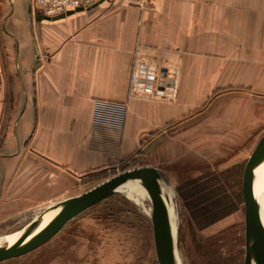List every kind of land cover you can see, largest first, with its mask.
I'll return each mask as SVG.
<instances>
[{
  "label": "crops",
  "instance_id": "1",
  "mask_svg": "<svg viewBox=\"0 0 264 264\" xmlns=\"http://www.w3.org/2000/svg\"><path fill=\"white\" fill-rule=\"evenodd\" d=\"M38 13L31 0H0V208L9 192L48 201L57 178L138 157L180 177L217 140L263 128L264 0Z\"/></svg>",
  "mask_w": 264,
  "mask_h": 264
},
{
  "label": "rangeland",
  "instance_id": "2",
  "mask_svg": "<svg viewBox=\"0 0 264 264\" xmlns=\"http://www.w3.org/2000/svg\"><path fill=\"white\" fill-rule=\"evenodd\" d=\"M220 91L223 90H216L215 94ZM263 133L264 126L258 130L257 136L248 137L246 142L237 143L236 138L232 139L231 144L217 140L214 157L201 152L200 159L193 160L190 168H178V172L184 175L169 179L164 177L163 183L174 189L179 212L175 263L177 260L178 264H246L243 174ZM143 165V158L138 157L83 177L65 173L69 182L66 180L59 184L57 178L54 197L44 202L28 201L26 193L9 192L7 203L0 208V236H8L2 241L3 244L16 240L34 223L48 221L50 213L46 212L61 201L79 195L126 169ZM220 173L225 180L223 193L226 198L222 202L226 206L213 209L218 216L214 221L196 219L178 187L192 177L202 179ZM182 190L186 191L184 188ZM232 202L235 208L230 210ZM152 212L150 195L138 192L131 198L118 189L71 219L47 242L23 255L1 260L0 264H160L154 241Z\"/></svg>",
  "mask_w": 264,
  "mask_h": 264
},
{
  "label": "water",
  "instance_id": "3",
  "mask_svg": "<svg viewBox=\"0 0 264 264\" xmlns=\"http://www.w3.org/2000/svg\"><path fill=\"white\" fill-rule=\"evenodd\" d=\"M95 5V4H94ZM85 10L84 7L70 9L65 13L49 17L42 13L37 18L58 20ZM264 156V133L252 151L243 174V196L245 201L246 223V264H264V224L255 193V170ZM129 179H139L147 187L153 202L152 221L157 258L160 264H176L172 254L171 221L166 195L163 191L164 176L155 167L139 166L126 169L89 190L61 201L50 213V221L38 228L34 223L13 242L0 248V261L30 252L55 236L71 219L92 207L104 198L114 194L118 187Z\"/></svg>",
  "mask_w": 264,
  "mask_h": 264
},
{
  "label": "trees",
  "instance_id": "4",
  "mask_svg": "<svg viewBox=\"0 0 264 264\" xmlns=\"http://www.w3.org/2000/svg\"><path fill=\"white\" fill-rule=\"evenodd\" d=\"M222 176L223 174L220 173L218 175H207L202 179L191 178L183 186L178 187L181 197L186 200L187 206L191 209L196 219L214 221L218 216L213 209L226 206L222 202V199L226 198L223 193L225 180H223ZM183 188L186 190L185 192L182 190ZM206 201L207 203L205 204ZM232 204L233 202L229 206L230 210L235 208L232 207Z\"/></svg>",
  "mask_w": 264,
  "mask_h": 264
},
{
  "label": "bare ground",
  "instance_id": "5",
  "mask_svg": "<svg viewBox=\"0 0 264 264\" xmlns=\"http://www.w3.org/2000/svg\"><path fill=\"white\" fill-rule=\"evenodd\" d=\"M162 187L167 197L166 201H167V206L170 212L172 254L175 260V256H177V251L175 248V239L177 238L179 234V218H178L179 212H178V208L175 202L174 189L171 186L165 185V183H163ZM254 187H255L256 196L258 198V205H259V210L261 213V218L264 224V156L259 161L256 167V170H255ZM118 189L126 192L131 198H133L134 195H136L138 192H143L145 194L150 195L146 185L139 179H129L127 182H125L120 187H118ZM49 221L50 219L46 222H40L38 224V228H43ZM0 237H2L0 238V248L9 244V243H5L4 245L2 242L4 239H6L5 237L8 238V236H0ZM256 262H257L256 258H253V264H256ZM176 264H178L177 260H176Z\"/></svg>",
  "mask_w": 264,
  "mask_h": 264
},
{
  "label": "built area",
  "instance_id": "6",
  "mask_svg": "<svg viewBox=\"0 0 264 264\" xmlns=\"http://www.w3.org/2000/svg\"><path fill=\"white\" fill-rule=\"evenodd\" d=\"M98 0H31L34 8L43 15L53 17L70 9L91 8Z\"/></svg>",
  "mask_w": 264,
  "mask_h": 264
}]
</instances>
